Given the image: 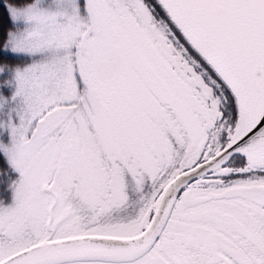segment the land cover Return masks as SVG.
I'll list each match as a JSON object with an SVG mask.
<instances>
[{
	"label": "snow or ice",
	"instance_id": "snow-or-ice-1",
	"mask_svg": "<svg viewBox=\"0 0 264 264\" xmlns=\"http://www.w3.org/2000/svg\"><path fill=\"white\" fill-rule=\"evenodd\" d=\"M3 9L0 264H264V0Z\"/></svg>",
	"mask_w": 264,
	"mask_h": 264
},
{
	"label": "trees",
	"instance_id": "trees-1",
	"mask_svg": "<svg viewBox=\"0 0 264 264\" xmlns=\"http://www.w3.org/2000/svg\"><path fill=\"white\" fill-rule=\"evenodd\" d=\"M5 0H0V14H4V9H3V3ZM5 23L7 24L6 16H5Z\"/></svg>",
	"mask_w": 264,
	"mask_h": 264
}]
</instances>
